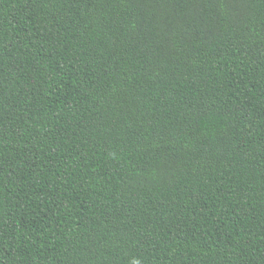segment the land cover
I'll return each mask as SVG.
<instances>
[{
  "label": "trees",
  "instance_id": "1",
  "mask_svg": "<svg viewBox=\"0 0 264 264\" xmlns=\"http://www.w3.org/2000/svg\"><path fill=\"white\" fill-rule=\"evenodd\" d=\"M0 264H264V0H0Z\"/></svg>",
  "mask_w": 264,
  "mask_h": 264
}]
</instances>
